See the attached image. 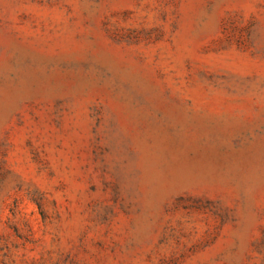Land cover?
<instances>
[{"label": "rangeland", "instance_id": "obj_1", "mask_svg": "<svg viewBox=\"0 0 264 264\" xmlns=\"http://www.w3.org/2000/svg\"><path fill=\"white\" fill-rule=\"evenodd\" d=\"M0 264H264V0H0Z\"/></svg>", "mask_w": 264, "mask_h": 264}]
</instances>
